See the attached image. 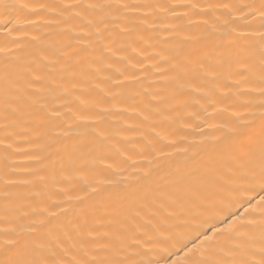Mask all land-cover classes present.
I'll return each instance as SVG.
<instances>
[{"label": "snow or ice", "instance_id": "obj_1", "mask_svg": "<svg viewBox=\"0 0 264 264\" xmlns=\"http://www.w3.org/2000/svg\"><path fill=\"white\" fill-rule=\"evenodd\" d=\"M17 7L23 10L28 5H0L5 10L0 13V34L5 38L0 44V146L7 162L16 154L13 136L21 124L44 129L38 136L46 142L37 147L42 151L54 147L57 156L63 153L59 182L67 187L58 193L64 199L51 203L53 212L40 206L48 198L46 190L26 198L37 204L16 203L21 197L9 189L27 187L32 181L3 183L0 264H264V0L208 4V11L220 15L214 17L217 23L211 34L195 42L179 39L175 26L164 29L172 33L169 39L179 42L170 45L159 61L167 65L156 73L163 88L137 92L132 106L146 129L142 136L151 160L146 169L126 178L122 194L111 188L125 179L107 178L109 172L113 177L118 173L104 163V141L111 133L102 125L107 115H120L111 111L117 100L111 89L137 83L139 77L129 75L127 66L124 71L115 67L123 62L117 53L136 52L137 45L153 39L149 33L157 21L181 18L177 8L200 6L171 0L41 4L40 9L58 11L66 27L41 41V49L27 62L16 55L19 45L11 38L19 31V21L9 9ZM102 72H114L124 80L113 83V76L102 77ZM77 92L79 110L90 115L82 114L76 127L91 128L97 141L86 151L66 144L65 134L56 131L62 117L57 102ZM217 96L231 97L243 109L233 113L231 123L208 125L219 135L169 140V135L191 125L169 124L165 129L150 123L163 113L175 114L167 119L177 122L184 116L198 117L199 113H187L197 97L215 111ZM102 103L109 108L101 110ZM93 115L95 123H85ZM158 126L165 134L156 131ZM187 153H193L191 164L154 179L162 168H171L178 155ZM48 158L30 157L37 163ZM50 164L55 170L57 162ZM209 187L214 195L206 194ZM188 202L189 211H181L184 218L177 220L169 209Z\"/></svg>", "mask_w": 264, "mask_h": 264}, {"label": "bare ground", "instance_id": "obj_2", "mask_svg": "<svg viewBox=\"0 0 264 264\" xmlns=\"http://www.w3.org/2000/svg\"><path fill=\"white\" fill-rule=\"evenodd\" d=\"M61 0H0V5L2 4H15V5H28V8L21 10L19 7L15 9H9L11 13L15 15L19 24V31L12 33V39H16L19 45V51L16 55L21 57V62H27L32 58L34 53H37L41 49V41L49 38L50 35L65 29L66 25L60 22L58 11H53L52 8L47 7L40 9L39 5H54L59 4ZM63 2H68V0H63ZM172 3L177 4H198L199 9L192 8H177L176 13L181 17L177 20H162L157 21L153 31L149 33L153 37L151 40H147L137 45V51L133 52L128 50L124 53H117V58L123 61L115 65L120 71H124L125 66L128 67V74H134L139 77L137 83H132L131 81L125 83L121 88H112L111 90L117 94V100L112 103L115 105L111 109L112 112L120 113V115L109 114L104 118L103 127L110 130V135L104 141L105 152L104 156L107 157L104 163L112 165V171L118 173L116 177L108 173V179L120 180L125 179L124 183L119 185H113L111 190L115 193L122 194L124 189L127 187L126 178H128L132 173L140 170L146 169L148 167V160L151 157L148 156L147 150L145 148L146 140L142 136V133L146 130L143 125L140 124L139 118L133 111V107L137 101L134 99L137 92L143 91H156L163 88V85L158 83L162 77L156 75L158 68L160 70L165 69L167 65L159 63L161 58L167 55V49L170 45L178 43L179 39L190 38L195 42L200 37H207L213 31L214 25L217 21L215 16L220 15V13L210 12L207 9V5L211 3H216L218 0H171ZM5 10L0 8V13ZM3 22V17L0 16V23ZM175 26L173 31L180 34L179 39H169L172 35L171 32L165 31V28ZM79 31V29H77ZM4 36L0 34V44L4 42ZM206 41H202L204 43ZM9 47L13 45L9 44ZM140 49H143L142 51ZM124 57H128L124 60ZM147 57V58H145ZM158 67H154L157 66ZM108 75L113 76V83L124 80L123 76L115 75V73L102 72L101 76L105 77ZM222 93H226V89L221 90ZM79 92L74 95H70L64 101L57 102V111L62 113L61 120L56 121L61 127L57 128V132H63L66 136L65 143L68 145H73L79 147L82 151H86L97 143L95 135L91 128L76 127V122L80 120L81 115H90L88 112L82 113L79 110V106L76 103V96ZM83 99V97H80ZM124 100L125 102H120ZM199 101L198 103L196 101ZM193 107L187 109V113H199L198 117L188 119L184 116L179 122L174 118L168 120L169 115L175 116V114L163 113L159 117H153L150 123L156 125H162L165 129L171 124L172 128L183 127L184 124L191 125L185 128L183 131H179L177 135H169V140H176L179 137H187L188 141L193 139L200 140L204 137H211L213 135H219L216 129L210 128V124H221V123H231V117L236 111H243L239 106V103L233 100L231 97L224 98L223 96L216 97L215 111L213 108L207 106V102L195 98L193 101ZM65 105L64 107H59V105ZM101 110L109 108L108 103H102L99 105ZM203 108L211 118H206L204 112L201 111ZM96 116H92V119L86 121L87 124H93L96 121ZM207 120V122H203ZM198 125V127H197ZM127 129V130H124ZM17 135L13 136V152L9 156L7 162L4 160V149L0 146V187H2L5 181H17L22 182L25 180L32 181V184L25 187L22 184L9 189L14 195L21 197L16 203L22 206H26L29 203L37 204L38 202L31 199H26L32 194L42 191H47L48 198L45 200L42 207H49L50 211L55 212L56 208L51 207V203L63 200L64 197L58 195L60 191L67 187L66 184L60 181L59 172V160L61 156L55 154V148L49 147L39 149L37 145H44L45 139H39L38 134L43 132L44 129L37 128L34 124L24 123L21 124L16 130ZM157 132H161V127L156 128ZM203 132V136L200 133ZM161 134H165L161 132ZM2 135V133H0ZM185 147L184 144H177V148ZM167 151H173L172 149H167ZM45 155L48 159H44L42 162L37 163L34 159L30 157H36ZM148 156V159H145ZM193 153L180 154L175 158V163L172 164L171 168H162L158 175L154 179L159 180L162 177H166L167 174L173 171L176 167H182L185 163H192ZM50 161H56L57 166L54 170L50 164ZM6 164L12 165L8 168ZM153 164L155 162L153 161ZM31 173V175L29 174ZM15 173V174H13ZM55 177V182L53 180ZM78 194V193H77ZM207 195H214L213 189L211 187L207 190ZM0 201V205H2ZM63 206V205H62ZM191 206V202L182 204L175 209H169V211H175L177 220H182L184 217L180 215L183 211L187 213ZM23 210H27L24 207ZM3 218L2 207H0V219Z\"/></svg>", "mask_w": 264, "mask_h": 264}]
</instances>
